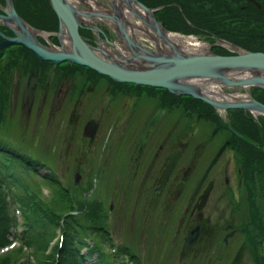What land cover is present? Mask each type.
<instances>
[{"label":"flooded vegetation","instance_id":"obj_1","mask_svg":"<svg viewBox=\"0 0 264 264\" xmlns=\"http://www.w3.org/2000/svg\"><path fill=\"white\" fill-rule=\"evenodd\" d=\"M7 11V0H4L3 4L0 3V16H6ZM22 20V24L27 25L35 35L29 34L24 26L14 25L13 20L0 21V43L18 36L17 33L23 34V29L25 34L34 37L39 46L58 51L59 48L53 46L49 49L42 39H37V35L47 38V35H55L54 32L48 34L46 30L34 28ZM58 25L60 29L59 22ZM84 39L93 48L87 37ZM19 51L31 58V65H26V71L23 69L24 62L18 65V58L14 56ZM40 64L58 65L39 60L31 49L22 44L0 47V125L6 123L1 113L5 104L2 87L6 84V78L11 74L15 77L14 68L16 71L22 70L20 76L24 73L25 82L20 107L29 110L34 102V84L38 85L40 80L37 82L36 79ZM85 71L95 78L98 76L110 81L107 92L111 101L106 107L105 118H112L116 123L114 129L107 132L100 130L102 124L99 117L95 120L88 116L82 125L80 138L78 130H73L72 137L77 141L80 139V150H84L82 144L92 147L94 151L99 150L98 155L93 157H101L104 174L118 173L116 182L121 181L120 193L121 197L125 196L123 200L127 206L125 214L134 216L128 223L127 227L131 226L129 230L132 231L135 222L137 226L140 224L137 233L141 232L146 240L156 241L157 247L161 244L163 249L159 251L167 253L164 255L166 258L195 255L202 252L204 244L206 254L210 252L212 256L218 248L225 255L224 263L230 264L235 262L234 254H237L235 245L231 262L228 258L231 249H228L234 246V240L240 245L238 249L244 247L246 240L251 253L258 251L259 236H264V113L240 108L224 111L207 101L248 102L251 95L241 96L239 87H220L227 98L219 100L202 93H199L202 97H191L170 93L163 88L117 82L95 70ZM31 75L30 91L24 95L27 76ZM50 84L48 82V86ZM14 88L13 81L11 91L17 98L19 91ZM140 88L148 92L137 94ZM251 89L252 98L264 105V87ZM83 91L78 84L71 85V96L67 94L65 97L67 104H71L74 97ZM54 99L51 102H55ZM69 113V119L79 117L73 110ZM3 126L0 127V134ZM5 139L0 136V150L9 152L11 146ZM78 156L79 166V162L85 161L82 155ZM90 166L94 167L93 163ZM74 172L79 179L81 175L77 167ZM107 184H111V181H107ZM258 191L263 195L258 196ZM116 199L113 193L109 198L110 206ZM260 201L263 207H260ZM187 239H191L192 243L185 247ZM166 246L170 247L169 252Z\"/></svg>","mask_w":264,"mask_h":264},{"label":"rangeland","instance_id":"obj_2","mask_svg":"<svg viewBox=\"0 0 264 264\" xmlns=\"http://www.w3.org/2000/svg\"><path fill=\"white\" fill-rule=\"evenodd\" d=\"M65 2L75 12H78L76 17L81 26L80 30L85 33L88 42L93 44L95 54L124 67L131 65L134 58L146 55L144 52L146 50L159 53L157 44L139 25L135 24V21H124L122 18H117L119 13L118 10H113L112 0H65ZM0 3L3 4L4 0H0ZM29 3L28 9L25 10L28 21L24 20V22L39 30L44 27L48 34L54 32L56 35L51 37L47 35V38L37 35V39H42L44 45L49 49L54 46L60 51H70L71 45L68 37L61 33L58 21L56 25L53 18L49 16L43 0H30ZM48 3L50 4V2ZM53 16L57 19L55 13ZM146 22L147 24L144 26L156 34L152 25L147 20ZM258 32L264 35L263 29H259ZM181 36L192 37L202 45L204 44L203 50L205 49V51L199 54L210 52V45H218L222 51L228 52L229 55L236 54L238 48L242 50L227 40V42L224 40V43L214 38V42L210 44L206 39L195 35ZM115 44L120 46L117 50ZM122 48L129 53L128 57H131L132 60L126 61L121 57L122 54H119L121 51L118 49ZM161 52L167 51L161 49ZM24 55V52L19 51L14 56L18 58V65L24 62L23 69L26 71V65L29 66L31 58L28 55L22 58ZM39 68L37 69L39 75H36V79L37 82L40 80L38 85L34 84V102L29 110L26 107L22 109L20 107L22 88L25 82L24 73L22 77L20 76L22 70L16 71L14 68L15 77L11 74L9 78H6V84L2 87V90L5 91L3 95L5 104L1 109L6 123L2 122L0 125V127L5 125L1 128L0 136L3 139L6 138L5 142L11 148L29 157L27 160L25 159L27 157L23 158L26 162L24 166H17L18 169L14 167L13 181L19 179L18 184H13L14 187L7 190L8 197L5 195L4 198L9 224H11L9 232L16 237L23 229L34 227L39 219L41 221L39 225L45 227L46 233L43 234L41 241L34 242L28 247L23 245L22 240H18L19 242L15 241L9 247L1 248L0 262L2 259H8L9 262L15 264H58V252L54 250V247L60 246L61 225L65 224V221L69 220L67 218L72 216L77 218L72 224V228L75 229L74 237L77 240L73 246L79 257H82L80 264H222L225 255L218 248L211 256L210 252L205 253L207 247L203 244L202 252L195 255H182L175 259L172 256L166 258L164 255L167 253L159 251L163 249L161 244H158L157 247L156 241L146 240L141 232L137 233L140 230L138 228V226L141 227L140 224L137 226L135 222L132 231L129 230L131 226L127 227L128 223L134 216L125 214L127 206L124 205L125 196L121 197L120 193L121 181L116 182L118 173L109 176L104 174L105 167H103L101 157H93L98 155L99 150L94 151L92 147L88 148L83 144L84 150H80V139L77 141L74 136L72 137L73 130H78L80 138L82 125L88 116L94 119L100 118L102 124L100 130L109 132L114 129L116 121L112 118H105L106 107L111 101L107 92L111 85L108 84L110 81L98 78V76L95 78L92 73L85 71L90 69L75 64L63 63L57 66L44 64ZM13 81L15 83L14 90L19 91L17 98L12 95L11 91ZM48 82H51L50 86H48ZM75 84L85 91L79 96H75L74 101L68 105L65 97L70 93V86ZM238 89L244 97L249 96L250 91L247 88ZM142 92L148 91L140 88L137 94ZM54 97L55 102H51ZM76 99L79 100L75 103ZM10 100L11 102H9ZM71 110L79 117L74 116L69 119ZM107 146L111 147V145ZM99 147L100 145L97 148ZM104 152L106 154L105 150ZM5 154L11 156V152ZM78 155H82L85 161L84 163L79 162V166L80 157ZM2 156L3 154L0 153L1 158ZM75 156L78 157L74 158ZM32 158L35 160L34 162L31 161ZM90 160L95 168L90 166ZM75 167H77L78 174L81 175L79 179L75 175ZM100 167L101 169H99ZM97 169L99 170L97 171ZM107 181H111V184H107ZM113 193L117 199L112 201L110 206L109 198H112ZM257 195L263 194L258 191ZM261 203L260 201V207H263ZM49 211L56 213V217H53ZM67 213H73V215H67ZM52 217L56 219V223L51 222L49 218ZM20 219L25 223H21ZM139 234H141V238ZM256 235L257 232L253 237L255 238ZM259 237L261 240L263 235L261 234ZM234 242V246L228 249H231L228 254L231 262L235 255V262L230 264H264V253H262L264 242H259L260 249L253 253L250 252L246 240L244 247L239 249L240 245L236 240ZM235 245L237 254L233 255L232 251ZM166 247L169 252L170 247ZM224 261L223 264H225Z\"/></svg>","mask_w":264,"mask_h":264},{"label":"water","instance_id":"obj_3","mask_svg":"<svg viewBox=\"0 0 264 264\" xmlns=\"http://www.w3.org/2000/svg\"><path fill=\"white\" fill-rule=\"evenodd\" d=\"M50 2L53 12L56 14L58 22L65 27L66 34L71 45V51H51L43 46H39L34 37L25 34H18L14 38H8L6 41L0 43V47L8 44H22L27 49H31L39 60L53 61L55 64L61 63L64 60L76 63L80 66H87L88 68L97 71L98 73L110 76L115 81L132 83L134 85H145L148 87L164 88L170 93L188 94L193 97L199 96L197 91L187 83H179L181 80L210 79L221 82L224 86L238 87V86H263L264 87V52H251L238 48V52L233 55H218L211 54V52L204 54H191L164 57L162 54L158 55L153 52L144 51L146 55L144 58L153 63L147 65L145 68L139 69H124L112 62L104 60L93 52V48L85 41L78 33L80 23H78L75 12L72 7L68 5L65 0H48ZM137 6L144 11L147 19L152 20V27L156 30V34H161V26L153 19L152 9L146 8L137 0H133ZM8 11L6 16H0L1 22L13 20L14 25L19 26L23 20L16 14L10 0H7ZM80 15V13H79ZM149 22V20H148ZM61 30V28H60ZM173 47L172 44H168ZM140 57V56H139ZM137 57V58H139ZM136 60V59H134ZM227 73L232 75L237 73H245V76H238L236 79L228 77ZM250 73V74H247ZM31 76H27V81L24 87V95H26L31 87ZM207 100V99H206ZM216 108L227 109H247L264 113V105L249 100V102L238 101V103H220L207 100ZM92 129V128H91ZM192 243L191 239H187L184 246L188 247Z\"/></svg>","mask_w":264,"mask_h":264},{"label":"trees","instance_id":"obj_4","mask_svg":"<svg viewBox=\"0 0 264 264\" xmlns=\"http://www.w3.org/2000/svg\"><path fill=\"white\" fill-rule=\"evenodd\" d=\"M30 0H12L16 12L22 18L28 21L25 10L28 9ZM146 8L154 10V19L167 30L184 36H198L206 39L210 44L214 42V38L227 40L237 45L245 51H263L264 52V35L258 32L259 29L264 30V0H137ZM46 11L53 18L55 24L57 19L53 16L52 9L48 0H43ZM53 14V15H52ZM57 25V24H56ZM43 30H47L41 27ZM82 38L85 33L79 30ZM211 51L215 54L225 55L226 51H222L219 46H211ZM11 156L5 153L8 150H0L2 158L0 159V249L12 244V240H22L23 245L39 242L46 233L38 219L36 225L23 229L16 237L10 233L8 210L6 209L5 195L8 197L7 190L18 184V180H14L13 169L17 166H24L27 157L19 153L15 149H9ZM9 153V152H8ZM29 157L25 158L26 160ZM30 160V159H29ZM32 162L33 158L31 159ZM18 169V168H16ZM14 184V185H13ZM56 217V213H53ZM49 218L51 222L56 223V219ZM65 224L61 225L62 236L60 246L54 247L58 252V264H80V258L74 250L76 239L74 237L75 229L72 224L77 218H67ZM21 223L25 221L21 220ZM17 225L19 223L17 222ZM13 227V225H12ZM40 227V229H38ZM69 227V228H67ZM32 228H34L32 230ZM37 228V229H36ZM77 231V229H76ZM24 232V233H23ZM23 233V234H22ZM10 237L12 239H10ZM0 264H15L9 262L8 259H2Z\"/></svg>","mask_w":264,"mask_h":264},{"label":"bare ground","instance_id":"obj_5","mask_svg":"<svg viewBox=\"0 0 264 264\" xmlns=\"http://www.w3.org/2000/svg\"><path fill=\"white\" fill-rule=\"evenodd\" d=\"M112 7H113V10H118V13H119V15L117 14V18L118 19L122 18L124 21H129V20L130 21H135V24L136 25H139L143 29V31H145L146 34L151 37V39L154 41V43L157 44L156 46H158V48H159L158 50H160L159 53H158V55L162 54V56H164V57H169V56H171V54H173V56H176L177 54H179L181 56L182 55L186 56V55H189V54L191 55L193 53H195V54L203 53L205 51V49L203 50L204 44L202 45L200 42H198L196 39H194L192 37L191 38L190 37H183L181 35L178 36V34L177 35H174V34L165 32L163 30H161V34L158 36L152 30H150V28H146L144 26V24H147L146 20L147 21L149 20V23L150 24H153V22H152V20L147 19V16L144 13V11L142 9H140L137 6V4H135L133 2V0H112ZM112 23H114V22H112ZM117 25H119V24H117ZM121 25H122V23L120 24V26ZM20 26L22 28L24 26V28L27 30V32H29V34L35 35L33 33V31L27 25L20 24ZM60 27L62 29H64V30H62V33L64 34V36L67 37L68 35L66 34L65 27L63 25H61ZM124 30H125V28H124ZM124 30H122V31L124 32ZM154 43H152V44H154ZM168 44H170V45L173 44L172 45L173 47H169ZM115 47H116V50H117V48H119L120 46L115 44ZM161 49L163 51H167V52L163 53V52H161ZM108 50H109V48H108ZM118 50L121 51L119 54L120 55L122 54L121 57L125 58L126 61L132 60L131 57H128L129 56V53L126 52V50H124V48L118 49ZM58 51H60V49H58ZM130 55H131V53H130ZM106 57H108V56H106ZM126 57H128V58H126ZM103 59L104 60H107L105 58H103ZM134 59H136V60H134ZM134 59H133L134 61H133V63L131 65L124 66L123 68L124 69H128V68H130V69H139V67L140 68L141 67L145 68V67H147V65L153 64V63L149 62L148 60H146L144 58V55L140 56L139 58H134ZM107 61L112 62L111 60H107ZM112 63L114 65H116V63H114V62H112ZM119 67H121V66H119ZM126 67H128V68H126ZM237 74H239L238 76H245L246 75L245 73H237ZM237 74H234V75H237ZM227 75L231 79H236L237 78V77H235L234 75H232L230 73H227ZM179 83H187L188 85L192 86L197 91L198 94L199 93L200 94L202 93V94H204L206 96H208L207 94H209L211 97L212 96L213 97H216L219 100L228 97L223 92L220 91L221 82H218L217 80L214 81V80H210V79H206V78L205 79H197V78H195L194 80H186V79H184V80H181V82L179 81ZM200 94H199V96H200ZM230 98L231 97H229L228 99H230Z\"/></svg>","mask_w":264,"mask_h":264}]
</instances>
